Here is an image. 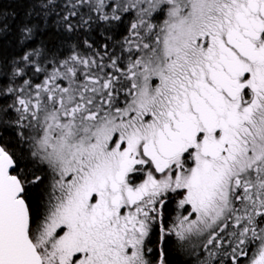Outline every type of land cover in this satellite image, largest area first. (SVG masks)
Masks as SVG:
<instances>
[{
  "label": "snow or ice",
  "instance_id": "1",
  "mask_svg": "<svg viewBox=\"0 0 264 264\" xmlns=\"http://www.w3.org/2000/svg\"><path fill=\"white\" fill-rule=\"evenodd\" d=\"M0 0V264H264V0Z\"/></svg>",
  "mask_w": 264,
  "mask_h": 264
},
{
  "label": "trees",
  "instance_id": "2",
  "mask_svg": "<svg viewBox=\"0 0 264 264\" xmlns=\"http://www.w3.org/2000/svg\"><path fill=\"white\" fill-rule=\"evenodd\" d=\"M4 7L10 14L15 12L18 16L22 17L27 5L22 0H4Z\"/></svg>",
  "mask_w": 264,
  "mask_h": 264
}]
</instances>
